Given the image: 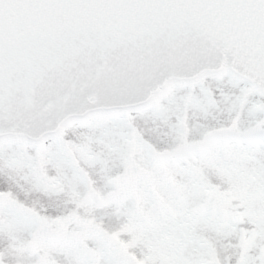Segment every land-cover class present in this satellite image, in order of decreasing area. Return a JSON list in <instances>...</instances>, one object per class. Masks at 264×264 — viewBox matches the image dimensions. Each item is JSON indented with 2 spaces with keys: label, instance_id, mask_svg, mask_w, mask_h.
<instances>
[{
  "label": "snow or ice",
  "instance_id": "snow-or-ice-1",
  "mask_svg": "<svg viewBox=\"0 0 264 264\" xmlns=\"http://www.w3.org/2000/svg\"><path fill=\"white\" fill-rule=\"evenodd\" d=\"M0 264H264V0H0Z\"/></svg>",
  "mask_w": 264,
  "mask_h": 264
}]
</instances>
